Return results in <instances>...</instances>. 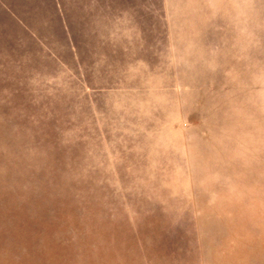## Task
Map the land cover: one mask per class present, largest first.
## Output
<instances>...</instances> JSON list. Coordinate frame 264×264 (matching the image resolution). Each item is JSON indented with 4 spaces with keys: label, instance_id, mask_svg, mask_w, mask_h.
<instances>
[{
    "label": "rangeland",
    "instance_id": "1",
    "mask_svg": "<svg viewBox=\"0 0 264 264\" xmlns=\"http://www.w3.org/2000/svg\"><path fill=\"white\" fill-rule=\"evenodd\" d=\"M0 264H264V0H0Z\"/></svg>",
    "mask_w": 264,
    "mask_h": 264
}]
</instances>
